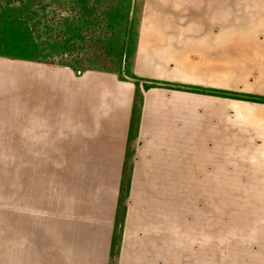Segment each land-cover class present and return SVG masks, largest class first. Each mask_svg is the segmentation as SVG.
<instances>
[{"label":"rangeland","instance_id":"1","mask_svg":"<svg viewBox=\"0 0 264 264\" xmlns=\"http://www.w3.org/2000/svg\"><path fill=\"white\" fill-rule=\"evenodd\" d=\"M139 1L0 0V65L13 77L6 83H13L12 93L6 94L12 105L3 114H21L19 73L27 61L62 63L77 74L109 71L134 84L135 94L163 86L245 101L235 102L233 113L241 104L264 111V72L230 70L235 60L229 55L189 56L194 68L199 66L200 86L188 79L136 76L132 62ZM249 63L262 66L264 54ZM188 123L187 134L173 135L169 182L150 181L159 175H136L138 141L131 136L110 228L109 264H264V114H188ZM19 158L20 151L0 150V245L21 237L13 222L23 212V237L37 235L52 244L58 238L52 216L63 224L69 214L62 212L74 209L75 199L66 197L58 180L70 167L57 168L53 188L52 176L40 168L43 187L34 197L35 168L21 167Z\"/></svg>","mask_w":264,"mask_h":264},{"label":"crops","instance_id":"2","mask_svg":"<svg viewBox=\"0 0 264 264\" xmlns=\"http://www.w3.org/2000/svg\"><path fill=\"white\" fill-rule=\"evenodd\" d=\"M139 2L141 19L132 62L136 76L188 79L200 86L199 66L194 68L191 55H229L235 60L230 70L264 72V64L249 63L253 56L264 54V0ZM8 72L0 65V150L20 151L21 167L35 168L31 196L40 197L43 168L52 176V188L58 167H74L77 172L64 169L58 178L66 197L75 199L74 209L62 212L69 214L67 222L60 224L62 218L52 216V232L58 238L49 244L37 235L23 237V212L13 222L21 237L3 240L0 264H109L118 183L132 135L138 141L136 175H159L150 181L169 182L173 135L188 133V114H264L248 104L233 113L230 109L239 100L163 86L135 94L134 84L109 71L88 69L77 74L62 63L29 61L22 63L19 73L21 114H3L12 105V98L6 97L13 85L6 84L13 78ZM156 167L157 173L152 171ZM31 224L27 223L29 229Z\"/></svg>","mask_w":264,"mask_h":264}]
</instances>
